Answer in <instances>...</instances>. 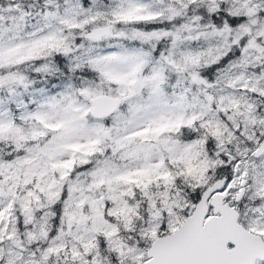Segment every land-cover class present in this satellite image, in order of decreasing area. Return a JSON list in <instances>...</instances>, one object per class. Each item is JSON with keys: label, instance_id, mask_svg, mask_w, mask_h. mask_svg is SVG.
<instances>
[{"label": "snow or ice", "instance_id": "1", "mask_svg": "<svg viewBox=\"0 0 264 264\" xmlns=\"http://www.w3.org/2000/svg\"><path fill=\"white\" fill-rule=\"evenodd\" d=\"M0 264H264V0H0Z\"/></svg>", "mask_w": 264, "mask_h": 264}]
</instances>
